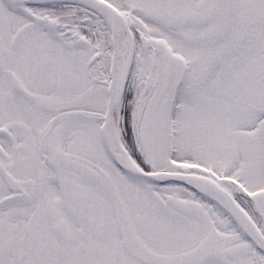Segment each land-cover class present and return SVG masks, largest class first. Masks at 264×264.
I'll return each instance as SVG.
<instances>
[{"label":"snow or ice","instance_id":"obj_1","mask_svg":"<svg viewBox=\"0 0 264 264\" xmlns=\"http://www.w3.org/2000/svg\"><path fill=\"white\" fill-rule=\"evenodd\" d=\"M0 264H264V0H0Z\"/></svg>","mask_w":264,"mask_h":264}]
</instances>
